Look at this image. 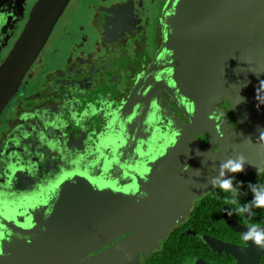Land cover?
Here are the masks:
<instances>
[{"label": "flooded vegetation", "instance_id": "obj_1", "mask_svg": "<svg viewBox=\"0 0 264 264\" xmlns=\"http://www.w3.org/2000/svg\"><path fill=\"white\" fill-rule=\"evenodd\" d=\"M169 1L68 2L0 115V238L46 240L41 248L48 257L66 258L58 264H235L233 256L212 249L205 238L245 246L247 226L264 228V208L254 207L251 216L236 214L252 199L248 183L264 184V149L257 145L264 124L237 123L221 97L203 112L210 134L182 138L192 112L174 84L178 59L164 47L162 17ZM33 2L0 0V59ZM237 130L243 139H236ZM176 139L184 169L199 154L208 164L212 153L219 154V163L244 155V171L228 174L243 182L239 194L209 184L199 196L176 204L180 216L166 231L126 229L117 235L102 226L99 235L72 233L64 213L71 188L60 186L62 179L80 176L96 190L126 193L130 208L154 199L145 205L155 208L172 193L165 179L170 172L151 165ZM190 184L191 177L182 189ZM200 186L194 178L192 193ZM233 198L237 204L230 203ZM165 220L160 216L152 222ZM64 238L112 239L81 254L68 250L72 241ZM40 253H33L36 264Z\"/></svg>", "mask_w": 264, "mask_h": 264}, {"label": "water", "instance_id": "obj_2", "mask_svg": "<svg viewBox=\"0 0 264 264\" xmlns=\"http://www.w3.org/2000/svg\"><path fill=\"white\" fill-rule=\"evenodd\" d=\"M69 1L34 0L32 3L21 29L0 59V115L18 92ZM162 22L164 47L171 58L177 57L179 63V81L174 80V84L192 112L182 138L195 140L198 132L210 134L203 112L221 97L227 100L237 123L264 124V84H261L264 81V0H170ZM208 104L210 107L206 108ZM243 138L237 130L236 139ZM179 146L176 139L174 147L151 165V168L160 165L161 169L170 172L165 179L172 193L163 196L155 208L145 205L153 203L154 199L140 200L137 202L139 207L130 208L126 204L129 202L126 193L109 187L96 190L80 176L62 179L60 186L71 188L68 193L72 200L68 201L64 213L71 223L72 233L99 235L102 226L112 228L117 235L126 229H131L133 234L155 228L166 231L180 216L176 204L187 203L190 197L199 196L211 184L210 178L219 175L220 163L216 158L219 154L212 153L208 157L211 164L204 155L191 156L189 169H184L180 166ZM148 165L146 162L145 166ZM190 177L191 184L194 178L201 181L200 189L194 193L191 184L188 190L182 189ZM160 216L166 219L163 225L152 222ZM233 229L240 230L235 226ZM20 239L0 238V264H36L33 253L37 251H41L35 256L39 264H58L66 259L48 257L41 248L46 246V240L37 244L35 238ZM64 239L72 241L68 250L82 254L112 238ZM205 241L212 249L233 256L235 264H260L264 255V249L250 241H246L245 246L214 238H205Z\"/></svg>", "mask_w": 264, "mask_h": 264}, {"label": "clouds", "instance_id": "obj_3", "mask_svg": "<svg viewBox=\"0 0 264 264\" xmlns=\"http://www.w3.org/2000/svg\"><path fill=\"white\" fill-rule=\"evenodd\" d=\"M261 84H264V81H261ZM260 141L257 145L264 149V132H261L258 137ZM249 143L251 140L249 139ZM246 159L244 155H238L235 159L228 158L222 161L219 165V175L213 176L210 178L209 182L214 187H219L224 191H231L234 194V197L239 194V189L243 187L242 181H235V177L228 175L229 173H239L244 171ZM248 189L252 193V199L243 205H239L236 208V214L247 213L251 216L252 209L255 208H264V184L258 183H248ZM230 203L237 204V200L233 198L230 200ZM232 215L231 212L228 213ZM243 240L250 241L252 244L257 247L264 249V228H261L257 225L247 226V231L243 234Z\"/></svg>", "mask_w": 264, "mask_h": 264}, {"label": "rangeland", "instance_id": "obj_4", "mask_svg": "<svg viewBox=\"0 0 264 264\" xmlns=\"http://www.w3.org/2000/svg\"><path fill=\"white\" fill-rule=\"evenodd\" d=\"M84 1H86V0H70V3H69V5H71V4H74V5H76L77 3L78 4H82ZM53 33L55 34V35H57V29H55L54 31H53ZM33 69V68H32ZM32 73V70L30 71V74ZM1 118V117H0Z\"/></svg>", "mask_w": 264, "mask_h": 264}]
</instances>
